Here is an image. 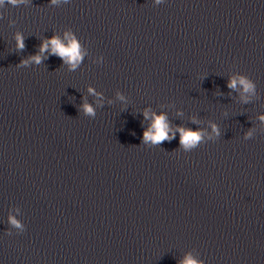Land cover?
<instances>
[{
    "label": "water",
    "instance_id": "95a60500",
    "mask_svg": "<svg viewBox=\"0 0 264 264\" xmlns=\"http://www.w3.org/2000/svg\"><path fill=\"white\" fill-rule=\"evenodd\" d=\"M0 13V264H264V0ZM53 36L79 43L75 69L40 53ZM161 114L174 138L145 142Z\"/></svg>",
    "mask_w": 264,
    "mask_h": 264
},
{
    "label": "clouds",
    "instance_id": "9594fccd",
    "mask_svg": "<svg viewBox=\"0 0 264 264\" xmlns=\"http://www.w3.org/2000/svg\"><path fill=\"white\" fill-rule=\"evenodd\" d=\"M51 2L53 4H56L58 0H51ZM159 2L160 0H157V3ZM22 3H24V0H0V8H3L6 4H9L15 7V6H19ZM0 18H2V13H0ZM9 23L14 25L16 21L10 20ZM15 39L17 42L16 44L17 48L20 50H23L25 47V44H24V37L22 33L17 32ZM49 46H51V54L59 55L62 59L65 60L66 63L71 62L73 69H75L82 61L80 45L74 37L70 39V43L68 46H65L64 43H62L61 39L56 36H53L50 39H45V41L42 43L40 47V53L46 52ZM42 59H44V57H42L40 54H37L33 57H30L27 60L22 61V64L20 67L28 65L30 62H35L36 64H40L42 62ZM239 84L243 85L245 92L252 91L255 88L254 84L245 77L239 78ZM236 85H237V79L233 78L229 83V87L235 88ZM89 91H93V90L89 89ZM83 107L87 114L95 116V110L92 106L85 104ZM144 114H145V117L148 116L147 111H145ZM261 119H264V117H261ZM179 131L181 132L180 143L185 149L196 148L199 146L200 141L202 139L201 132L193 131L191 129H185L183 127H180ZM213 131H216L217 134H219V130L218 128H216L215 125L213 126ZM169 132H170V126L167 122L166 115H163V114L154 115V121L150 129L145 131V134H144L145 142L150 140L152 141L153 144H160L164 140L173 139L174 133L172 136H169ZM249 136H251V133H249ZM11 223L16 225L17 227H22V225L14 218H12ZM182 264H197V261H195L189 255L185 258Z\"/></svg>",
    "mask_w": 264,
    "mask_h": 264
}]
</instances>
